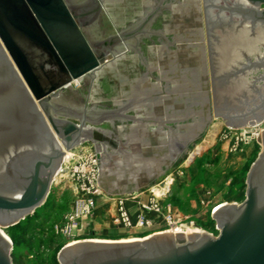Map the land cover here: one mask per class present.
I'll use <instances>...</instances> for the list:
<instances>
[{
	"label": "water",
	"instance_id": "1",
	"mask_svg": "<svg viewBox=\"0 0 264 264\" xmlns=\"http://www.w3.org/2000/svg\"><path fill=\"white\" fill-rule=\"evenodd\" d=\"M216 118L264 119V0H0V264L3 227L47 202L68 152L93 145L110 197L171 173ZM262 153L247 198L191 230L64 246L60 264H264Z\"/></svg>",
	"mask_w": 264,
	"mask_h": 264
},
{
	"label": "rangeland",
	"instance_id": "2",
	"mask_svg": "<svg viewBox=\"0 0 264 264\" xmlns=\"http://www.w3.org/2000/svg\"><path fill=\"white\" fill-rule=\"evenodd\" d=\"M248 130L258 134L245 136ZM263 132L264 119L257 125L239 128L228 127L219 118L214 119L202 141L186 151L182 162L171 173L141 192L124 197L128 207H136L137 212L141 203L148 204L155 200L160 210L157 214H151L155 220L153 225L128 230L112 223H101L93 233L81 235L79 241L141 240L153 233L170 231L166 222L170 214L168 205L173 208L172 212L174 210L183 217L186 227L218 237L220 230L213 220V212L220 205L242 204L246 200L247 176L263 151L258 144V137ZM93 145L94 142H87L74 151L85 148L87 152L95 154ZM68 180L52 183L45 205L30 218L18 223L20 227L13 230L11 228L17 225L2 228L13 244L15 264H60L57 260L59 252L65 245L78 241L62 237L52 229L54 224L64 220L75 200L74 183ZM97 198V211L103 214V219H107L110 199L116 197L109 198L101 191Z\"/></svg>",
	"mask_w": 264,
	"mask_h": 264
},
{
	"label": "built area",
	"instance_id": "3",
	"mask_svg": "<svg viewBox=\"0 0 264 264\" xmlns=\"http://www.w3.org/2000/svg\"><path fill=\"white\" fill-rule=\"evenodd\" d=\"M98 175L99 170L95 163L94 153H89L84 148L74 151L70 157L66 155L53 183H62L64 179L73 181L75 200L64 220L54 224L52 228L58 235L75 239L87 231L86 221L94 217L97 210V197L101 195V189L97 184ZM159 206L155 200L148 204L141 203L138 212L134 215L129 211L126 198H112L108 204L107 213L112 215V221L117 226L132 230L142 229L153 225L155 220L151 214L159 213ZM167 209L170 214L166 217V222L171 232L179 230L184 233L190 229H197L186 227L183 217L174 210L172 212L173 208L170 205ZM190 224L193 225V222Z\"/></svg>",
	"mask_w": 264,
	"mask_h": 264
},
{
	"label": "crops",
	"instance_id": "4",
	"mask_svg": "<svg viewBox=\"0 0 264 264\" xmlns=\"http://www.w3.org/2000/svg\"><path fill=\"white\" fill-rule=\"evenodd\" d=\"M129 211H130V213L131 214H134V213H136L137 212V208L135 207H133V206H131L130 208H129ZM106 213H107V211H106ZM107 219H103V214H101V212H98L97 210L95 211V215H94V217L93 218H91V219H89V220H87L86 221V224L88 225V229H86L87 231L85 232V233H83L82 235H86V234H89V232H94L96 229V227H98V226H100V225H102L101 223H104V224H108V223H112L113 225H115L114 224V222L112 221V215L111 214H109V213H107ZM116 226V225H115ZM116 227H118V226H116ZM119 228H120V226H119ZM128 229V228H127ZM94 230V231H93ZM128 230H132V229H128ZM154 234V233H153ZM81 236V235H80ZM75 239H78V241L77 240H74V242H80L79 241V237L78 238H75ZM136 240V239H135ZM100 241H107V242H111V241H120V240H118V239H114V240H100ZM123 241V240H122Z\"/></svg>",
	"mask_w": 264,
	"mask_h": 264
},
{
	"label": "bare ground",
	"instance_id": "5",
	"mask_svg": "<svg viewBox=\"0 0 264 264\" xmlns=\"http://www.w3.org/2000/svg\"><path fill=\"white\" fill-rule=\"evenodd\" d=\"M258 133L256 132V131H253V130H248V131H246L245 132V136H248V135H257ZM79 147V146H78ZM77 149V148H76ZM75 149V150H76ZM74 151V150H73ZM71 154H70V152H68L67 153V157H69ZM65 158H66V156H65ZM64 158V159H65ZM60 170V169H59ZM57 175V174H56ZM191 230H197V229H190L189 231H191ZM189 231H186V232H184V234H186L187 232H189ZM199 231V230H198ZM175 232H178V233H182V232H180L179 230L178 231H175ZM131 241V240H130Z\"/></svg>",
	"mask_w": 264,
	"mask_h": 264
},
{
	"label": "trees",
	"instance_id": "6",
	"mask_svg": "<svg viewBox=\"0 0 264 264\" xmlns=\"http://www.w3.org/2000/svg\"><path fill=\"white\" fill-rule=\"evenodd\" d=\"M30 218V217H29ZM18 227H20L19 226V224H17V226L16 227H12L11 229L13 230V229H17ZM25 234V233H24Z\"/></svg>",
	"mask_w": 264,
	"mask_h": 264
}]
</instances>
